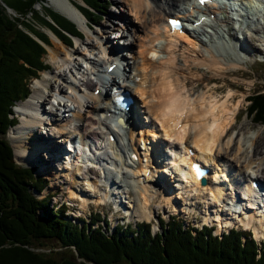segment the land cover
Masks as SVG:
<instances>
[{
  "label": "bare ground",
  "instance_id": "bare-ground-1",
  "mask_svg": "<svg viewBox=\"0 0 264 264\" xmlns=\"http://www.w3.org/2000/svg\"><path fill=\"white\" fill-rule=\"evenodd\" d=\"M50 1L55 9L70 19L75 20L77 25L79 24V27L85 30L88 28L85 16L81 14L71 0ZM128 1L130 2L131 12L144 21L145 26H143V28L146 29V31H144L145 35L142 36L139 42V58L134 60L135 62H131V60L128 59L127 53L121 52L124 48L132 50L133 43H124L125 46L120 47L118 44L122 43L116 44L113 41H109L111 38L109 35L112 31L111 33L104 31V34L108 36V40L103 42L101 46L103 49V56L99 59L89 58V63H91L92 66L89 67L90 70L88 68L83 70V67L80 65L81 63L76 62L73 64L72 57L74 54L57 37L56 44L63 50L58 52L54 49L52 50V56L60 59V63H58L57 67L58 72L54 74L55 82L53 83L50 81V74L46 72L44 75L47 76L40 77L34 84V94H30L31 97H28L25 102L15 106L16 112L20 114L19 118L25 117L28 121H24V125L16 129L13 133L15 134L13 139L17 141L18 147L23 148L24 144L31 138H38L40 148L48 151L49 146L47 144H51L52 149L55 150L52 140L55 142V138L57 139L63 134H68L69 131H67L66 124L69 120H66L64 123V118H60L59 114L55 116L50 114L52 108L46 110L47 104L53 103L49 101L51 98H48L46 91L54 87L50 90L52 92L50 96L56 98V93L58 92L61 97L69 98L67 101L60 100L63 102V108L68 105L70 106V103L74 105L73 107L70 106V110H73L72 115L73 113L75 114L77 109L76 105H81V108H86L88 115L83 117L79 112V114H77L78 118H76L80 119L81 122V127L79 126L80 132L78 131L81 138L86 141V143L93 140L100 143V145L113 152V157L115 154L120 153L119 143L115 145L114 142L109 140L111 134L119 135L105 119V115L109 112L105 99L107 98V101L110 99L111 89H108V84L104 80H101V83L96 82L94 84L88 77V75L95 70L103 71V65L107 73L110 65L117 63V60L120 59L125 64V77L122 79L121 83L118 84L114 81L112 85L115 87L120 85L121 88L124 87L126 90H129L131 94H139L144 102L142 107L141 105H136L135 109L128 115L127 123L130 128L129 130L127 129V132L128 135H130V140L127 144L124 143V146H130L133 151H138L139 147L137 141L134 139L137 127H141V133H145L147 136V138L138 137L139 140L148 139L151 135L156 143L154 142L152 146H147L145 143L143 148L147 150L152 147L153 158L160 161L162 159L165 160L166 163H164L163 166L166 168L164 171L169 172V174L174 177V181L176 182L174 186L176 185L175 187H177V189L185 193H194L197 195L196 197H208V200L212 201V205L215 206L214 216L212 212H210L208 216H203L204 218L207 216L205 220L206 224H211L214 219L213 217L221 218V209L227 208L228 203H230L229 198L236 201L237 193L242 191H248V194L251 195L249 192H251L252 189L248 181H254L256 178L260 179L261 174L264 173V152L263 149L261 150V141H263V139H260L263 131H258L251 138L245 134L243 129H241L237 135L235 131L233 133L232 130L238 116H235V108L233 109L228 105L230 97H226L227 100L224 102L217 99L214 92L218 91L219 87L212 88L213 92L199 91V89H193L191 92L187 89L189 84L188 76L201 74L200 79L209 87L212 80L216 78L208 76V72L212 70L217 76L233 73L238 67L248 62V48H250V45L254 46V42L257 43L254 47L258 46V48L264 52V24L261 27H256L254 30V32L258 34V37H260L258 42L252 40L251 35L254 37V33H248L241 42L240 48L239 45L237 46L234 42H228L225 38L223 39L221 37L223 35V30L229 26V21L232 20L228 17L230 14L228 9L207 5L205 10H211V13L215 15V18H210V26L213 27L216 37L210 35V29H207L209 40L201 43V46H199V42L193 38L191 39L186 33L172 35L167 25H165L166 19L170 15L180 16L183 17L184 20L189 21V16L191 15H188V13L184 11V5L192 0H160V2L156 4V11L151 9L150 0ZM242 1H244L245 4L249 1V3L255 5V7L259 9H261L264 3L263 0ZM115 2L117 3L119 1L115 0ZM256 18L260 20L264 19V12L261 11ZM111 30H113V28ZM123 31L127 38H130V36L133 37L137 33V31H135L134 34L130 30ZM228 34L231 38H236V35L230 33V30ZM254 38L256 39V37ZM217 40H221V44L218 43ZM91 44L92 45L88 47L97 46L95 42ZM57 46L56 49H58ZM77 51L80 52L79 49ZM255 51L261 52L259 49L258 51L255 49ZM249 55H251L250 52ZM79 57L82 56L79 55ZM181 60L183 61L182 63L180 62ZM77 64L80 65L79 73L82 78L78 80L74 77V79L69 81L68 86V90L71 89L74 91V96L71 93L67 94L68 90L60 81L63 79L65 80L67 71L73 73V69H78ZM202 69H206L207 71L202 72ZM64 74L66 75L64 76ZM138 78H140V80H137ZM113 79H117V77L113 75ZM146 80L148 81V85L146 84ZM100 86L103 90L100 94L96 95L95 90ZM141 114L145 116L147 121L143 120L142 122ZM183 122L184 125L181 124ZM97 125L98 128L103 127L106 131L100 132L96 128ZM45 126L47 127L45 128ZM39 127L40 130H47L48 127H55L56 131L53 135L56 137L50 138L51 141H48L43 130L41 132L44 138L41 136L38 137L35 133H39ZM159 133H162V135L159 136ZM121 138H124V135L121 136ZM65 142H67V140H65ZM58 143L59 141L57 144ZM189 145L194 147L195 150H199L198 157L200 159H202V155H205L209 158V161H213L214 164H219V174L217 173L213 181L208 178L207 184L203 186L194 187L193 185H186L180 178L175 176L176 167H174V163H176V159L180 158L183 164H191L190 158H183L187 146ZM180 152H182V155L179 154ZM22 153L24 154L25 151ZM123 153L127 164L129 163L131 165L126 166V170H124L123 167L121 170L115 169V172L116 174L122 173L124 178L119 180V178H114L111 172H109L108 180L111 181L115 189L127 187L128 190H133L137 202L133 204V210L136 209V213L138 214L133 211L131 216L135 217L138 221H142L143 219L149 220L153 214L152 203H155L156 200L161 198H165L166 201H172L173 197H171V195L174 194H171L169 191L171 187H169L167 181L159 183V180L151 175L152 172L149 175L147 174L149 171L148 166L137 162H131L127 149H124ZM35 156L24 155L23 160L26 159L30 162ZM60 164L62 173H64V164L62 162ZM83 164L84 163L78 165L72 163V159L70 163L67 161L68 166L66 170H73V175H78V173L82 172L85 182H88L85 187L86 190H82L81 188L77 190L73 189L72 197L75 196L74 199L80 197L82 199L81 201L87 202L86 204L93 200L96 201L95 204L100 205L104 203L105 198L107 196L109 197L111 193L105 191L103 197L96 200L92 197H88L89 194L91 195L93 189H97V178L99 176L92 170L85 173V166ZM73 165H76V167ZM130 169L134 170L132 171ZM128 173H132V176ZM185 175H187V173H185ZM140 176H144L143 181L139 178ZM172 176L171 179L173 178ZM254 176L256 178H252ZM235 182L238 185L240 184L238 188L234 187ZM150 183L157 185L160 189L153 187L148 188ZM230 191H233V193ZM127 193L130 194L128 191ZM206 198L203 199L206 201ZM97 200H100L99 203ZM190 201L192 200L190 199ZM200 201L201 200H197V206H199L201 202H204ZM194 203L193 200L192 204L194 205ZM252 206L253 205H249L248 208L251 210ZM230 214L231 215L227 217L228 220L224 222L225 225L234 224L235 216L249 228L256 219L260 226L253 227L254 233L256 236H263L264 219L261 216L255 217V211H253L251 219L242 218V214L239 215L237 212H230ZM249 214H251V212H249Z\"/></svg>",
  "mask_w": 264,
  "mask_h": 264
},
{
  "label": "trees",
  "instance_id": "trees-1",
  "mask_svg": "<svg viewBox=\"0 0 264 264\" xmlns=\"http://www.w3.org/2000/svg\"><path fill=\"white\" fill-rule=\"evenodd\" d=\"M80 1L73 4L91 23H98L109 8L107 0ZM46 3L0 0V264H264V242L244 238L243 231L232 229L221 239L208 229L194 235L192 227L173 217L168 223L161 220L163 231L156 235L148 223L118 225L111 232L94 222H74L65 213L66 204L53 205L54 194L43 198L35 193L45 190L49 180L13 158L6 137L18 121L13 107L29 97L32 80L51 69L44 59L51 38L43 28L68 45L75 35L83 36L75 22ZM250 100L248 115L264 122V91ZM91 215L101 221V213ZM46 241L57 245L48 247Z\"/></svg>",
  "mask_w": 264,
  "mask_h": 264
},
{
  "label": "rangeland",
  "instance_id": "rangeland-1",
  "mask_svg": "<svg viewBox=\"0 0 264 264\" xmlns=\"http://www.w3.org/2000/svg\"><path fill=\"white\" fill-rule=\"evenodd\" d=\"M72 2H76L78 1L79 4H83L82 1L80 0H71ZM119 2H115V0H107L109 8L107 10L103 9V15L102 18L100 19L99 23L97 24V26H95L92 29H84V37L82 39V41H78L77 38H75L74 44L72 47H67L69 48V50L74 54L73 58V64H75L76 62L81 63L80 65L83 67V70L85 68H88L90 70V66L91 63H89V58H97L99 59V56L102 57L103 56V49H102V45L103 42H106L108 40V36L106 34H104V31H108L112 33L109 35L111 36L109 41H113L114 43L118 44V43H122V44H118L120 45V47L125 46L124 43H133V48L132 50H128L126 48L122 49V52H126L128 59L131 60V62H134V60H137L139 58V42L140 39L142 38V36L145 35L144 31H146L145 28H143L144 25V21H142L139 17H137L134 13L131 12L130 9V2L128 0H118ZM160 2V0H150L151 3V9L156 11V4ZM47 4L49 7H51V10L54 11H58L57 9H55L52 6V3L50 0L47 1ZM37 10H41V5H36ZM60 12V11H58ZM61 13V12H60ZM63 14V13H61ZM64 15V14H63ZM65 16V15H64ZM67 17V16H65ZM69 20L70 18L67 17ZM72 21L76 22L75 20L71 19ZM77 23V22H76ZM79 26V24H78ZM81 28V27H80ZM113 28V30H111ZM123 28V29H122ZM83 30V28H81ZM137 29V30H136ZM43 30H45L47 33H49V37L51 38V46H48V53L45 56V61L48 62V64L51 66L50 70H45L41 72V76L40 77H44L47 75H44L46 72H48L50 74V81L51 82H55V75L58 71H57V67H58V63H60V59L55 58L54 56H52V50L54 49L56 52L58 51H62L63 49H60V46H57L56 42H57V37L53 35V33L48 29V28H43ZM130 30L131 32H133V34L135 33V31H137L136 35H134L133 37L130 36V38L126 37L125 34L123 33L124 31ZM253 33V32H250ZM249 33V34H250ZM240 34V33H239ZM252 36V40H256L258 42V39L260 37H256V39ZM56 39V40H55ZM61 42V41H60ZM97 45L96 47H88L91 46V43H94ZM90 43V44H88ZM88 44V45H87ZM115 44V45H116ZM254 46H256V42L253 43ZM260 45V44H259ZM56 46L58 49H56ZM253 45H250L248 48V62L244 63L243 65H241L240 67H238L236 69V71H234L233 73H230L228 75H218L214 72L209 71L208 72V76L211 77H215L216 79L212 80V83H210V86L207 87V85L205 83L202 82L201 78V74H194L188 76V87L187 89L189 91H193V89L198 90L199 91H204V92H213L212 88L215 87H219L218 91L214 92L215 97H217V99L221 100V102H224L225 100H227V98L230 97V100L228 102V105L231 108H235V113L239 112V117L237 119V121L235 122V126L232 130V132L237 135L238 132L243 129L245 134L247 136H249L250 138L256 134L258 131H263L261 134V138L263 139L262 144H261V150L263 149L264 152V125H256L254 122L251 121V118H249L246 114V107L249 104V102L247 100H245L246 96L250 95L251 93H254L256 91H259V89L264 88V61L262 60L264 58V52L257 47H254ZM99 47V48H98ZM95 48V49H93ZM79 49L80 52H78L77 50ZM255 49L258 51V49L261 51V53L259 55L257 54H253L254 52L256 53ZM249 52L251 53V55H249ZM79 55H81L82 57H79ZM66 58V57H65ZM71 58V59H72ZM181 63L183 62L182 60L180 61ZM90 64V65H89ZM80 65L77 64V68L78 69H73V73L70 71H67V75L64 74L65 76V80H61L60 82L63 83V86L68 90V86H69V81H71L72 79H74V77L76 76H81L79 73H77V71H79ZM104 66V65H103ZM103 70H105V66L103 68ZM238 70H241L243 72H239ZM206 69H202V72H206ZM89 72V71H87ZM232 74H234L232 76ZM232 76V77H231ZM246 77L245 80L242 79V77ZM78 78V77H77ZM37 79H33L31 82V90L32 93L34 94V84L37 82ZM66 81V82H64ZM231 84V85H230ZM57 87V86H56ZM199 87V88H197ZM232 87V88H231ZM54 88V87H53ZM53 88H49L48 91H46V93L48 94V98L52 97L50 96L52 94V92L50 90H52ZM56 89V88H55ZM211 89V90H210ZM57 90V89H56ZM51 92V93H50ZM69 92H73L71 89H69L67 91V94ZM31 93V94H32ZM90 93V92H88ZM91 94V93H90ZM135 96L139 99V102L137 103V105H141V107L144 105L143 100H141V96L137 93H134ZM31 97V96H29ZM227 97V98H226ZM234 97V98H232ZM80 99V98H78ZM25 102V101H24ZM19 103H23V102H18L16 106L19 105ZM16 108V107H15ZM47 108H49V105L47 104ZM46 108V110H48ZM76 111L75 114L72 112L73 110H70V106H65L64 110L59 114L60 118H64L63 122L65 123L66 120H69V122H67V131L68 134H63L61 137L59 138H55V142L52 140V143H54L55 146V150L52 149L51 144H47L49 146V150L46 151L45 149H41L38 142V138H31L29 141H27L24 144L23 148H20L17 146V141L13 139V137L15 136V134H13L16 130L9 132V134L7 133V138L9 139V141L11 142L10 144H13L14 148H15V159L17 161V163L21 166L27 165V166H36L38 168L37 173L38 174H42L44 176H47L50 179V185L48 186L49 189H47L46 191H43L40 195V197H45L46 195H48L49 193H54L55 196L52 199L53 203H55V205H61L64 202L69 205L70 210H68L66 213L70 215V217L73 218H77V216H81L84 219H86V217H88L90 219V214L91 212H102L103 215H108L109 221H110V227L111 228H115L116 224L118 222L120 223H134L135 221L137 222H141L138 221L135 217L131 216V217H127L129 214H132L133 211L136 213L137 210H133L134 207H130L129 204L127 203L128 200V193L129 192L127 187H123V188H118L115 189L116 190V194L112 192L111 190V195L105 198V204L104 205H98L95 204L96 201H90L88 204H86L87 202H83L79 199H74V197H72V190H77L78 188H81L82 190H84L85 186L82 184L83 180H82V175H80L78 173L73 175L72 172H74L73 170H66L67 168V161L68 163H70V158H71V154L72 151H69L70 149H67L68 146H71V141L68 140L67 142H65V140L68 139V136L74 135V136H78L80 137V134L78 133V131L80 132V119H76L77 114H80L85 117L87 114L86 108H81V105L77 106L76 105ZM75 110V108H74ZM78 110V112H77ZM16 111V109H15ZM77 112V113H76ZM15 114L17 116H19L16 112ZM64 114L66 116H64ZM75 116V117H74ZM21 119V123L16 127V129L18 127H21L22 125H24V121H28V119H26L25 117ZM141 120L143 122V120H146L145 118H142L141 116ZM147 121V120H146ZM146 123V122H145ZM76 124V127L75 125ZM44 127V126H43ZM47 126H45L46 128ZM81 127V126H80ZM51 128V130H50ZM98 128V125L97 127ZM141 127H137L136 128V135L137 137H142V138H147L145 133H141L140 130ZM39 133H35V135L37 134V136H41L42 138V130L45 132L44 135L47 137L48 141H51L50 138H54L56 137L55 135H53V133L56 131L55 127H48L47 130L46 129H41L40 127L38 128ZM140 130V131H139ZM99 131L101 132V130L99 129ZM52 133V134H51ZM128 134V133H127ZM143 134V135H142ZM11 135V136H10ZM59 135V134H58ZM142 135V136H141ZM62 140V141H61ZM150 141V139H148ZM31 141V142H30ZM59 141V143L57 144V142ZM61 141V142H60ZM152 142V140H151ZM63 143V144H60ZM67 143V145H66ZM66 145V146H65ZM141 147L143 146V142H140ZM39 146V147H38ZM38 147V148H37ZM51 147V149H50ZM25 151V153L23 154L22 152ZM55 151V152H54ZM37 154V155H36ZM24 155H32L35 156V158L32 159V161L28 162L26 159L23 160ZM40 157V158H39ZM38 158V159H37ZM19 159V160H18ZM31 160V159H30ZM64 164V173H62V169H61V164ZM35 164V165H34ZM230 164V163H229ZM71 171V172H70ZM236 171V170H234ZM233 172V171H232ZM232 175V173H231ZM167 177V179L169 178L168 175H163V177ZM175 179H173L172 181H170V179L167 181V183L169 184V187H171V190H169L171 192V194L173 193L174 195H171V197H173L172 201H166L165 198H161L159 200H156L155 203H153V214L152 217L150 219H152V221L155 224L156 229H158V227L160 225H158L159 220L158 217L162 216L164 217L166 220H168L170 215L173 214H177V216H179V218H181L182 220L186 221V223L190 222L193 225H197V226H201L202 222L206 223L205 220L207 219V216L209 215L210 212L213 213L214 216V212H215V206L212 205V201L208 200V197H203L206 198H200V196L196 197L197 195H195L194 193H184L183 191H181L180 189H177V187L174 186V184L176 183L174 181ZM107 181L104 180H98L97 183V189H93L91 191V195H88V197H92L94 200H96V195H100V194H104L103 191L99 190L98 188H100V184L104 185V183H106ZM236 183V182H235ZM234 183V187L235 184ZM173 185V187H172ZM240 185V184H239ZM238 185V186H239ZM233 187V188H234ZM163 190V189H162ZM233 193V191H230ZM231 193V194H232ZM109 195V193H108ZM131 196V193L129 194ZM195 197V198H194ZM202 197V196H201ZM198 198V199H196ZM190 199L192 201H190ZM136 200V199H135ZM194 203V205L192 204V202ZM196 200V201H195ZM197 200H201L204 202H201V204H199V206H197ZM100 200H97V202L99 203ZM192 204V205H190ZM214 208V209H213ZM217 212V211H216ZM138 214V213H136ZM204 215L205 218L203 217ZM214 218V217H213ZM199 219V220H198ZM88 220V219H86ZM145 220V219H143ZM158 225V227H157ZM260 226V224H259ZM244 229V228H241ZM263 236L258 235L257 238L260 239V241L264 240V233H262ZM256 235V234H255ZM45 244L48 247L51 246H56L57 243L55 241H46ZM56 250H61V249H56Z\"/></svg>",
  "mask_w": 264,
  "mask_h": 264
},
{
  "label": "snow or ice",
  "instance_id": "snow-or-ice-1",
  "mask_svg": "<svg viewBox=\"0 0 264 264\" xmlns=\"http://www.w3.org/2000/svg\"><path fill=\"white\" fill-rule=\"evenodd\" d=\"M201 2H203V0H201ZM171 23H172L173 25H176V24H177V21L173 20V21H171Z\"/></svg>",
  "mask_w": 264,
  "mask_h": 264
},
{
  "label": "water",
  "instance_id": "water-1",
  "mask_svg": "<svg viewBox=\"0 0 264 264\" xmlns=\"http://www.w3.org/2000/svg\"><path fill=\"white\" fill-rule=\"evenodd\" d=\"M3 2V1H2Z\"/></svg>",
  "mask_w": 264,
  "mask_h": 264
}]
</instances>
